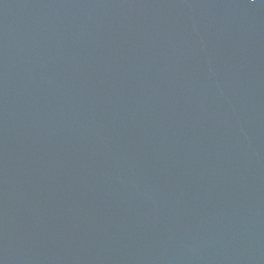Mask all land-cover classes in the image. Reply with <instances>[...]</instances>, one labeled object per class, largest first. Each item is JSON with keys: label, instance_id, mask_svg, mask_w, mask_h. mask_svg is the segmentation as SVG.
Wrapping results in <instances>:
<instances>
[{"label": "water", "instance_id": "95a60500", "mask_svg": "<svg viewBox=\"0 0 264 264\" xmlns=\"http://www.w3.org/2000/svg\"><path fill=\"white\" fill-rule=\"evenodd\" d=\"M0 264H264V0H0Z\"/></svg>", "mask_w": 264, "mask_h": 264}]
</instances>
